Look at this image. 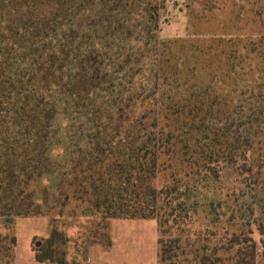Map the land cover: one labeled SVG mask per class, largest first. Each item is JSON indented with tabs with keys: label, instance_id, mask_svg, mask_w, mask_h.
<instances>
[{
	"label": "trees",
	"instance_id": "16d2710c",
	"mask_svg": "<svg viewBox=\"0 0 264 264\" xmlns=\"http://www.w3.org/2000/svg\"><path fill=\"white\" fill-rule=\"evenodd\" d=\"M162 8L161 0H0V264L16 244L2 227L67 209L156 220L158 264H257L253 229L235 206L211 221L209 208L196 216L173 205L200 174L218 179L223 163L261 187L255 227L264 235V126L250 122L249 136L231 137L215 123L205 143L186 138L189 124L204 120L205 96L171 93L193 77L180 69L191 62H180L184 41L159 39ZM258 22L259 37L238 45L262 78ZM219 60L224 70L233 58ZM200 219L205 227L194 229ZM58 240L66 234L53 228L36 260L65 264L54 254Z\"/></svg>",
	"mask_w": 264,
	"mask_h": 264
},
{
	"label": "rangeland",
	"instance_id": "374dc122",
	"mask_svg": "<svg viewBox=\"0 0 264 264\" xmlns=\"http://www.w3.org/2000/svg\"><path fill=\"white\" fill-rule=\"evenodd\" d=\"M161 1L159 39L163 42L173 39L184 41L186 59L183 57L180 62L187 59L191 62L180 69H186L193 77V85L175 87L171 93L185 99L198 98L201 94L205 96L200 111L204 120L196 118L194 123H190L186 138L199 144L205 143V135L211 137L208 129L215 123L218 124L213 127L224 128L231 137H236L234 131L240 136H249L250 122L255 126H264V74L261 78L253 72L254 63L248 59L252 56L242 57L238 45V38L253 40L259 37L263 24L258 21L264 18V0ZM256 42L254 50L264 54V41ZM223 54H230L233 58L224 70L219 60ZM260 59L264 67V57ZM215 97H218L217 103L209 102ZM240 105L242 114L238 115ZM225 110L224 115L219 113ZM193 113L196 114L195 111ZM249 113L255 115L248 116ZM256 144L259 147V143ZM259 148L264 152V146ZM261 159L259 164L264 163V157ZM218 172L216 180L212 173L200 174L202 179L191 181L186 197L176 195L177 199L173 202L176 213L184 214L181 211L187 209L196 216H203L209 208L211 221L217 218L226 220L235 206L236 218L246 228L253 229L257 242V264H264V243L261 241L264 235L260 237L255 227L261 217L258 205L261 187L255 189L252 185L251 173L240 176L223 163H219ZM73 210L67 209L63 216L52 213L18 217L10 229L2 227L3 234L16 237L15 246L7 252L9 259L14 254L9 264H55L38 262L35 258L36 249L50 236L53 228L66 234L65 244L61 245V240H58L54 252L57 257H64L65 264H97L101 258L115 251H119L117 255L122 260L127 258L125 264H158L156 220L110 221L111 218L103 220L100 217L79 216ZM203 223L206 220L200 219L194 229H203ZM107 248L114 251L110 253L111 250H105Z\"/></svg>",
	"mask_w": 264,
	"mask_h": 264
},
{
	"label": "crops",
	"instance_id": "0c3cea01",
	"mask_svg": "<svg viewBox=\"0 0 264 264\" xmlns=\"http://www.w3.org/2000/svg\"><path fill=\"white\" fill-rule=\"evenodd\" d=\"M112 219H129V218H111L110 221ZM135 220V219H134ZM138 220V218L136 219ZM143 220H153V219H143ZM157 228H158V225H157ZM111 232V231H110ZM112 235V234H111ZM158 240H159V230H158ZM157 240V241H158ZM107 251H110L111 249H105ZM114 251V250H111L110 253ZM119 251H115L113 252L112 254H110L108 257L106 258H101L100 262H97V264H108V263H111V264H125L126 261H127V258H124L125 260H122L121 258H119V255H117ZM104 260V261H103ZM122 260V261H121ZM37 261V260H36ZM103 261V262H102ZM39 262V261H38Z\"/></svg>",
	"mask_w": 264,
	"mask_h": 264
}]
</instances>
